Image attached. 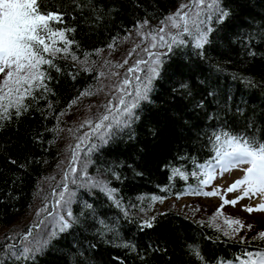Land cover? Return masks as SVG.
I'll return each mask as SVG.
<instances>
[{"label":"snow or ice","instance_id":"1","mask_svg":"<svg viewBox=\"0 0 264 264\" xmlns=\"http://www.w3.org/2000/svg\"><path fill=\"white\" fill-rule=\"evenodd\" d=\"M72 3L81 12L85 8L96 11L92 0L87 3L72 0ZM66 14V8L51 0H0V128L14 118L18 120L34 104L39 110L40 100L54 95L49 82L53 80L51 70L62 71L55 62L57 59H67L71 55L73 61L78 60L76 54L70 52L76 42L67 36L75 29L54 26L63 23ZM236 15L230 0H182L174 12L163 15L155 26L147 18L136 21L134 31L140 43L129 50L122 63L114 65L116 68L128 66L123 74L112 73L118 80L109 86L107 95L110 98L97 106L93 117L81 122L79 127L86 130L75 137L76 143L71 148L61 180L42 198V206L37 209L32 224L21 232L6 234L0 239V264H38V257L51 248L54 240L65 234L72 235L77 228L83 230L85 240L90 234L96 240L125 251L131 249L139 255L140 246L130 244L121 235V217L124 222L136 225L141 233L151 230L157 237L172 235L167 226L159 223L156 215L140 218L130 215L129 208L118 198V189L112 187L111 179L107 178L120 180L114 168L105 167L103 172L98 168L95 175L89 169L95 164L93 157L106 146L124 134L129 140L135 138V125L141 120L144 108L153 103L156 84L164 78L165 66L172 62L173 57L186 59L189 76L180 79L178 86L173 85L169 94L192 116L190 120L185 119L184 124L188 132L194 134L201 150L208 155L204 163H198L195 156L191 157V176L199 179L200 185L207 186L215 179L217 170L223 174L247 165L242 169L243 177L226 189L227 192H234L244 186L242 195L234 200L224 199L223 204L235 206L246 197H264V109L259 114L254 108L249 110L248 101L243 97L238 100L234 93L221 90L218 83H213L211 75H202L201 64L198 63L210 60L208 46L213 44V35L231 31V22ZM246 22L248 29L252 30L238 27L237 31L231 32L229 44L240 49L243 63L251 64L256 59H264V51L257 48V45L264 44V17H250ZM115 42L113 37L108 48L113 49ZM133 53L137 58L129 64ZM90 55L84 53L82 65H87ZM211 68L214 73L226 71L219 63ZM81 70L90 71L88 67ZM231 77L244 85L246 90L260 87L264 92V83L253 76L231 73ZM97 92L89 86L71 99L67 107L71 108L81 97L93 96ZM48 107L52 108V104L49 103ZM65 114L64 110L60 113L61 116ZM56 119L59 120V116ZM152 134L155 136L157 133L153 130ZM179 159L185 161L188 157L181 156ZM127 167L135 172L133 165ZM135 174L142 175L139 172ZM177 176L187 180L188 173L182 167H172L169 180ZM82 193L94 198L96 193H100L108 202V207L115 208L118 215L109 217ZM196 194L217 195L215 191L202 190H197ZM151 200L163 203L164 197L153 195ZM223 204L213 214V219L222 214ZM144 211L141 209V212ZM245 211H264V203L255 208L246 207ZM224 224L227 230L221 229L223 235L239 245L238 254H234L227 264H264V247L249 250L257 247L254 243L257 240L264 243V230L248 239L240 233L244 228L251 231L252 225H245L236 218H225ZM96 246L88 242L85 249L80 241L75 242L73 259L66 264H90L85 253ZM167 251V247L161 249L157 241L156 245L144 246V255L140 259L143 264H150L149 252L167 254ZM184 255L187 259L182 264H214L216 260L214 254L204 252L195 241L186 244ZM120 264L125 262L120 261ZM168 264H171L170 260Z\"/></svg>","mask_w":264,"mask_h":264},{"label":"trees","instance_id":"2","mask_svg":"<svg viewBox=\"0 0 264 264\" xmlns=\"http://www.w3.org/2000/svg\"><path fill=\"white\" fill-rule=\"evenodd\" d=\"M51 2L67 10L63 23L54 26L75 29V32L67 33V36L76 42L70 52L75 53L78 60L73 61L71 55L67 59H57L55 62L62 71L57 73L54 69L51 70L53 80L49 82L54 95L50 94L46 99L40 100L39 110L34 104L32 109L18 120L14 118L12 122L0 128V239L6 234L21 232L29 227L37 209L41 207L42 198L61 180L71 155V148L76 143L75 137L82 135L86 130L79 127L81 123L74 121L76 118L72 120V126L68 125L70 109L67 105L85 88L91 86L93 90L97 84V71L92 67L94 58L99 53L96 50L107 49L113 37L116 38L114 47L117 46L126 38L127 33L134 29L137 20L147 18L152 25H157L159 19L169 12H174L182 0H92L96 11L85 8L82 12L75 9L72 0ZM83 2L87 3L88 0ZM230 5L237 14L231 22V31L214 34L213 44L208 46L210 60L198 63L201 64L202 75H211L213 83H218L221 90L231 91L238 100L243 97L248 101V109L254 108L259 114L264 109V92L260 87L246 90L244 85L232 80L231 73L250 75L258 82L264 83V59H256L251 64L243 63L239 55L240 49L231 46L229 40L231 32L237 31L238 27L248 29L247 18L264 17V0H230ZM52 10L55 11L56 8L53 7ZM128 43L130 42L124 44ZM257 48L264 51V44L257 45ZM85 52L91 55L87 65H82ZM136 58L135 53L129 64ZM217 63L226 71L214 73L211 66ZM186 65L187 61L182 56L173 57L172 62L165 66L164 78L156 84L157 91L152 94L153 103L144 108L141 120L135 125V138L129 140L127 134H124L122 138L106 146L93 157L95 164L89 169L90 173L95 175L98 168L101 172L105 167L114 168L120 180L107 178L111 179V186L118 189V198L129 208L130 215L136 218L156 215L159 223L167 226L172 235L157 237L151 230L141 233L136 225L124 222L121 217V235L130 244L140 246L139 255L131 249L125 251L110 246L90 234L85 240V233L77 228L72 235L65 234L54 240L51 248L38 257V264H66V261L73 259L72 253L76 251L73 244L77 241H80L85 249L88 242L97 245L85 253L90 264H120V261L125 264H143L140 256L144 255V246L156 245L157 241L161 249L166 246L168 251L167 254L149 252L150 264H168L169 260L171 264H182V261L187 259L184 248L193 241L204 252L215 256L226 255L239 247L233 239L223 235L221 229L227 230V226L218 225L213 216L205 217V214H202L204 212H200L202 208L188 205L183 211L174 209L169 202L161 207L163 203L151 200L153 195L165 199L182 192L186 183L193 181L191 157H197L198 163L208 157L206 151L201 150L200 144L196 142L194 134L188 132L184 124V120H190L192 116L169 94L171 87L178 86L180 79L188 78L189 68ZM127 66L120 71L121 74ZM82 67H88L90 71H82ZM106 69H102V72ZM69 73L75 75V79ZM102 92L103 90L99 92L101 98L96 102L86 101L88 105L94 104L93 110L86 111V119L93 117L97 106L110 98L107 95L109 90ZM79 101L75 105H79ZM49 103L52 108L48 107ZM62 110L66 114L61 116ZM58 116L59 120L56 119ZM153 130L157 133L155 136L152 134ZM67 136H70L69 142L66 141L62 145V139L67 140ZM181 156L188 159L181 161ZM129 164L133 165L135 172L142 175H136L132 168L127 167ZM172 167H182L188 173L187 180L178 176L169 180ZM52 177L55 179H51ZM37 196L35 204L34 199ZM85 198L90 202L94 201L98 209L109 217L118 215L115 208L108 207V202L100 193H96L95 198L87 195ZM192 208H196V211ZM141 209L145 211L141 212ZM190 210H194V213ZM160 213L164 215H158ZM244 229L240 234L248 239L264 230L253 225L251 231ZM254 243L257 247L264 246L259 240ZM117 257L119 259H115ZM74 259L79 260L80 257Z\"/></svg>","mask_w":264,"mask_h":264},{"label":"rangeland","instance_id":"3","mask_svg":"<svg viewBox=\"0 0 264 264\" xmlns=\"http://www.w3.org/2000/svg\"><path fill=\"white\" fill-rule=\"evenodd\" d=\"M179 6V5H178ZM127 39H123V41H121L117 46H115L113 49H105L102 50L98 53L97 57L94 58V65L92 67L95 68V71H97V84H95L94 88H93V92H97L98 89H103V92L106 90H109V86L113 84V82L118 80V77H115L112 75L113 72H120L123 68H116L114 67V65L118 64V63H122L123 60L127 57V54L129 52V50H131V47H134L136 44L140 43V39L139 37L136 36L134 29L130 30L127 35H126ZM130 42L128 44H124L126 42ZM135 53H133V55L129 58V61L132 60V58L134 57ZM93 59V58H91ZM105 61H108L109 63L105 64ZM107 67V69H106ZM102 69H106V71L102 72ZM104 73L103 76H100V73ZM121 73V72H120ZM100 92V91H99ZM99 92H97L96 95L93 96H85V97H81L80 99V104L79 105H75L78 107L74 108H69L70 111L68 113V115H70L68 118V125L72 126V120L75 119L74 121L78 120V122H82L84 119H86L87 115H86V111L88 109L93 110L94 109V104H92V106L86 102H96L98 99L101 98V96L99 95ZM102 92V93H103ZM71 129V128H70ZM66 132V130H65ZM72 135V133H71ZM69 137L67 136V140H65L64 138L62 139L61 144L63 145L64 142L67 141V143L69 142ZM232 172V171H230ZM228 172L226 175H224L223 179H221L220 181L224 182L227 177L228 174L230 173ZM225 183H220L218 182V186H214V187H219V186H223ZM214 198H217L216 196ZM260 198V196H251V198L246 197L244 199V206L247 205V203L249 206L248 207H252L255 208L256 206H253V204H256L258 202V199ZM38 199V196L34 199V203L36 204V200ZM217 200H207L208 204H212L215 205ZM185 202L179 201L176 202L175 207L177 208V210H179V207H182L183 204ZM40 206V205H39ZM241 206V205H240ZM237 206L235 208H233V212H236L237 210H239L241 207ZM245 208H241L243 211H238L241 212L243 214V216H245L248 219L251 220H258L260 223V226L264 229V211H253L251 213L245 211ZM196 211V208H192ZM183 210H186V208H184ZM194 210H190L191 212L194 213ZM210 211V210H208ZM211 212V211H210ZM197 215H202L201 213H196ZM210 214V213H209ZM209 214H205V217H208ZM256 219V220H255ZM215 220L217 221L218 225H222L221 221L219 218H215Z\"/></svg>","mask_w":264,"mask_h":264},{"label":"bare ground","instance_id":"4","mask_svg":"<svg viewBox=\"0 0 264 264\" xmlns=\"http://www.w3.org/2000/svg\"><path fill=\"white\" fill-rule=\"evenodd\" d=\"M42 202H40V205L42 206V204H41ZM216 257V256H215Z\"/></svg>","mask_w":264,"mask_h":264}]
</instances>
